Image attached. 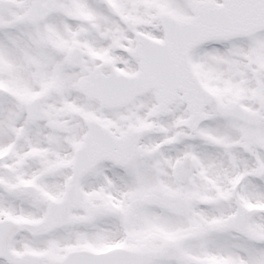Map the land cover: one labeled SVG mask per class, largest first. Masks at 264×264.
Wrapping results in <instances>:
<instances>
[{
    "label": "snow or ice",
    "instance_id": "snow-or-ice-1",
    "mask_svg": "<svg viewBox=\"0 0 264 264\" xmlns=\"http://www.w3.org/2000/svg\"><path fill=\"white\" fill-rule=\"evenodd\" d=\"M0 264H264V0H0Z\"/></svg>",
    "mask_w": 264,
    "mask_h": 264
}]
</instances>
